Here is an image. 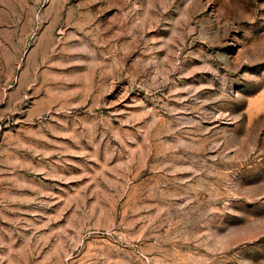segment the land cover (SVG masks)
Listing matches in <instances>:
<instances>
[{
  "label": "rangeland",
  "instance_id": "obj_1",
  "mask_svg": "<svg viewBox=\"0 0 264 264\" xmlns=\"http://www.w3.org/2000/svg\"><path fill=\"white\" fill-rule=\"evenodd\" d=\"M0 264H264V0H0Z\"/></svg>",
  "mask_w": 264,
  "mask_h": 264
}]
</instances>
